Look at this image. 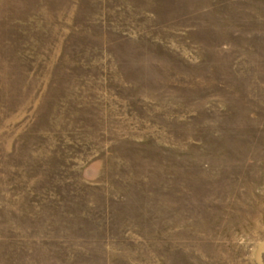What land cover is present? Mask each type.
Instances as JSON below:
<instances>
[{
  "label": "rangeland",
  "instance_id": "obj_1",
  "mask_svg": "<svg viewBox=\"0 0 264 264\" xmlns=\"http://www.w3.org/2000/svg\"><path fill=\"white\" fill-rule=\"evenodd\" d=\"M0 264H264V0H0Z\"/></svg>",
  "mask_w": 264,
  "mask_h": 264
}]
</instances>
